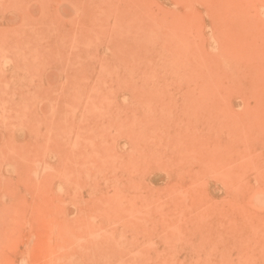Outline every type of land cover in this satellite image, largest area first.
<instances>
[{
	"label": "rangeland",
	"instance_id": "rangeland-1",
	"mask_svg": "<svg viewBox=\"0 0 264 264\" xmlns=\"http://www.w3.org/2000/svg\"><path fill=\"white\" fill-rule=\"evenodd\" d=\"M11 1L0 264H264V0Z\"/></svg>",
	"mask_w": 264,
	"mask_h": 264
},
{
	"label": "bare ground",
	"instance_id": "bare-ground-1",
	"mask_svg": "<svg viewBox=\"0 0 264 264\" xmlns=\"http://www.w3.org/2000/svg\"><path fill=\"white\" fill-rule=\"evenodd\" d=\"M12 1H13V0H12ZM12 1H11V2H12ZM38 1H39V0H38ZM112 1H113V0H112ZM116 1H117V0H116ZM116 1L114 0V2H116ZM120 1H121V0H120ZM11 2H10V3H11ZM22 2H24V1H22ZM36 2H37V1H36ZM110 2H111V0H110ZM14 3H15V2H14ZM24 3H25V2H24ZM16 4H17V3H16ZM20 4H21V2H20ZM20 4H19V5H20ZM104 4H105V3H104ZM22 5H23V4H22ZM24 5H25V4H24ZM101 5H102V4H101ZM101 5H100V6H101ZM108 5H109V4H108ZM116 5H117V4H116ZM41 6H42V5H41ZM83 6H84V5H83ZM96 6H97V5H96ZM17 7H18V5H17ZM101 7H102V6H101ZM93 8H94V7H93ZM18 9H19V8H18ZM43 10H44V9H43ZM86 10H87V9H86ZM95 10H96V9H95ZM97 10H98V9H97ZM47 11H48V10H47ZM114 11H116V10H114ZM114 11H113V12H114ZM118 11H119V10H118ZM84 12H85V11H84ZM106 12H107V10H106ZM111 12H112V11H111ZM113 12H112V13H113ZM20 13H21V12H20ZM45 13H46V12H45ZM96 13H97V12H96ZM120 13H121V12H120ZM83 14H84V13H83ZM25 15H26V14H25ZM96 15H97V14H96ZM120 15H121V14H120ZM115 17H116V16H115ZM25 18H26V17H25ZM27 18H28V16H27ZM79 20H80V19H79ZM119 20H120V19H119ZM123 20H124V19H123ZM138 20H139V19H138ZM183 20H184V19H183ZM38 21H39V20H38ZM98 21H99V20H98ZM126 21H127V20H126ZM95 22H96V21H95ZM120 22H121V20H120ZM42 23H43V22H42ZM96 23H97V22H96ZM114 23H115V22H114ZM178 23H179V22H178ZM118 24H119V23H118ZM120 24H121V23H120ZM123 24H124V23H123ZM123 24H122V26H123ZM180 24H181V22H180ZM95 25H96V24H95ZM95 25H94V27H95ZM97 25H98V23H97ZM107 25H108V24H107ZM130 25H131V24H130ZM146 25H148V24H146ZM103 27H104V26H103ZM118 27H119V26H118ZM134 27H136V26H134ZM95 28H96V27H95ZM132 28H133V27H132ZM19 29H20V28H19ZM122 29H123V28H122ZM149 29H151V28L149 27ZM128 30H129V29H128ZM33 31H34V30H33ZM95 31H96V29H95ZM121 31H122V30H121ZM130 31H131V30H130ZM147 31H148V30H147ZM249 31H250V30H249ZM19 32H20V31H19ZM21 32H22V30H21ZM34 32H36V31H34ZM142 32H143V31H142ZM132 33H133V32H132ZM144 33L147 34V32H144ZM248 33H249V32H248ZM21 34H22V33H21ZM23 34H24V33H23ZM23 34H22V35H23ZM44 34H45V33H44ZM44 34H43V35H44ZM51 34H52V33H51ZM58 34H59V33H58ZM105 34H106V33H105ZM118 34H119V33H118ZM121 34H122V33H121ZM137 34H140V33L137 32ZM148 34H150V33H148ZM148 34H147V35H148ZM93 35H94V34H93ZM119 35H120V34H119ZM147 35H146V36H147ZM155 35L157 36L158 33H156ZM3 36H4V34H3ZM18 36H19V35H18ZM41 36H42V35H41ZM45 36H46V35H45ZM130 36H131V35H130ZM136 36H137V35H136ZM139 36H140V35H139ZM158 36H159V35H158ZM104 37H105V36H104ZM113 37H114V36H113ZM125 37H126V36H125ZM131 37H132V36H131ZM149 37H150V35H149ZM149 37H147V38H149ZM160 37H161V36H160ZM1 38H3V37H1ZM119 38H120V37H119ZM169 38L172 40L171 36H170ZM26 39H27V38H26ZM31 39H32V38H31ZM96 39H97V38H96ZM139 39H142V37H141V38L139 37ZM152 39H153V40H152L153 42H151V43H152L153 45H156V44H157V41H158L159 39H157L154 35H152ZM166 39H167V38H166ZM15 40H16V39H15ZM44 40H45V39H44ZM49 40H50V39H49ZM126 40H127V39H126ZM132 40H133V39H132ZM23 41H24V40H23ZM29 41H30V38H29ZM37 41H38V40H35V42H37ZM42 41H43V39H42ZM118 41H119V40H118ZM121 41H122V40H121ZM138 41H139V40H138ZM146 41H147V40H146ZM18 42H19V41H18ZM30 42H31V41H30ZM39 42H40V41H38V43H39ZM147 42H148V41H147ZM158 42H159V41H158ZM170 42H172V41H170ZM21 43H22V42H21ZM32 43H33V42H32ZM88 43H89V42H88ZM88 43H87V44H88ZM136 43H137V42H136ZM143 43H144V41H143ZM14 44H15V43H14ZM39 44H40V43H39ZM138 44H139V43H138ZM65 45H66V44H65ZM117 45H118V44H117ZM128 45H129V44H128ZM145 45L147 46L148 43L146 44V42H145ZM153 45H152V46H153ZM159 45H160V44H159ZM186 45H188V44L186 43ZM16 46H17V45H16ZM30 46H31V45H30ZM171 46H172V44H171ZM23 47H24V46H23ZM25 47H26V46H25ZM37 47L39 48V46H37ZM40 47H41V46H40ZM153 47H154V46H153ZM167 47H168V46H167ZM189 47H190V46H188L187 48L185 47L184 49H185V50L187 49L186 51H188V50L190 49ZM18 48H19V47H18ZM20 48H21V47H20ZM42 48H43V47H42ZM131 48H133V47H131ZM159 48H160V47H159ZM161 48H162V47H161ZM170 48L172 49V47H170ZM188 48H189V49H188ZM22 49H23V48H22ZM22 49H21V50H22ZM126 49H127V48H126ZM128 49H129V48H128ZM149 49H150V47H149ZM149 49H148V50H149ZM166 49H167V48H166ZM173 49H174V48H173ZM176 49H177V48L175 47V50H176ZM10 50H11V49H10ZM38 50H40V49H38ZM41 50H42V49H41ZM41 50H40V51H41ZM45 50H46V49H45ZM58 50H59V49H58ZM116 50H117V49H116ZM154 50H155V49H154ZM178 50H179V47H178V49H177V52L174 51V53H176V54H174V55L172 54V52H168L167 50L163 51L162 56H163L164 63H166V68H167V69H168V68H171V67L173 66V65H172V62L176 63V62L178 61L177 58H176L177 55H178V54H177V53H178ZM180 50H181V49H180ZM180 50H179V52H180L179 54H181V51H180ZM27 51H30V50L27 49ZM33 51H34V49L31 50V52H33ZM40 51H39V52H40ZM52 51H53V50H52ZM131 51H132V50H131ZM161 51H162V50H161ZM171 51H172V50H171ZM186 51H183V52H186ZM124 52H125V51H124ZM153 52H154V51H153ZM153 52H152V53H153ZM189 52H190V51H189ZM189 52H188V53H189ZM253 52H254V51H253ZM14 53H15V52H14ZM43 53H44V52H43ZM86 53H87V52H86ZM158 53H159V52H158ZM158 53H157V54H158ZM28 54H30V53H28ZM34 54H35V53H34ZM61 54H62V53H61ZM118 54H119V53H118ZM123 54H124V53H123ZM125 54H126V53H125ZM133 54H134V52H133ZM183 54H184V53H183ZM20 55H22V54H20ZM39 55H40V54H39ZM41 55H42V54H41ZM62 55H63V54H62ZM30 56H31V55H30ZM32 56H33V55H32ZM56 56H57V55H56ZM118 56H119V55H118ZM122 56H123V55H122ZM159 56H160V55H159ZM162 56H160L159 59H162ZM175 56H176V57H175ZM180 56H181V55H180ZM34 57H35V56H34ZM124 57H125V56H124ZM130 57H131V56H130ZM138 57H139V56H138ZM183 57H185L184 59H186V57H189V56H188V55H186V56L183 55ZM15 58H17V57H15ZM125 58H126V57H125ZM136 58H137V55H136ZM181 58H182V57H181ZM257 58H258V57H257ZM62 59H63V58H62ZM62 59H61V60H62ZM64 59H65V58H64ZM68 59H69V58H68ZM137 59H138V58H137ZM143 59H144V57H143ZM184 59H183V60H184ZM188 59H189V58H188ZM0 60H1V59H0ZM14 60H15V59H14ZM16 60H17V59H16ZM39 60H40V58H39ZM94 60H95V59H94ZM131 60H132V58H131ZM155 60H156V59H155ZM163 60H161V61H163ZM175 60H177V61H175ZM183 60H182V61H183ZM45 61H46V60H45ZM134 61H135V60H134ZM152 61H153V60H152ZM63 62H64V61H63ZM87 62H88V61H87ZM89 62H90V61H89ZM92 62H93V61H92ZM154 62H155V61H154ZM158 62H159V61H158ZM187 62H188V61H187ZM187 62H186V63H187ZM261 62H262V61H261ZM21 63H22V62H21ZM40 63H41V62H40ZM85 63H86V62H85ZM129 63H130V62H129ZM177 63H178V62H177ZM177 63H176V64H177ZM179 63H180V62H179ZM179 63H178V64H179ZM72 64H74V63H72ZM75 64H76V63H75ZM75 64H74V65H75ZM117 64H118V61H117ZM125 64H126V63H125ZM136 64H137V63H136ZM136 64H135V62H134V66H135ZM143 64H144V63H143ZM143 64H142V65H143ZM160 64H161V63H160ZM184 64H185V63H184ZM40 65H41V64H40ZM105 65H107V64H105ZM111 65H112V64H111ZM182 65H183V64H180V67L177 68V69L180 70V72L183 73V75H184L185 78H187L189 74H187V68H186V67H188V66H190V65H187V64H185V65H183V66H182ZM186 65H187V66H186ZM27 66H28V65H27ZM32 66H33V65H32ZM37 66H38V64H37ZM64 66H66V65H64ZM94 66H95V65H94ZM128 66H129V65H127V66H125V67H128ZM132 66H133V65H132ZM134 66H133V67H134ZM159 66H160V65H159ZM185 66H186V67H185ZM260 66H261V65H260ZM33 67H34V66H33ZM33 67H32V68H33ZM38 67H39V66H38ZM43 67H44V66H43ZM70 67H71V66H70ZM81 67H82V66H81ZM125 67H124V68H125ZM148 67H149V66H148ZM148 67H147V68H148ZM150 67H151V66H150ZM150 67H149V68H150ZM152 67H153V66H152ZM253 67H254V66H253ZM261 67H262V66H261ZM30 68H31V67H30ZM34 68H35V67H34ZM114 68H115V67H114ZM128 68H129V67H128ZM128 68H125L126 71L129 70ZM143 68H144V66H143ZM147 68H146V69H147ZM23 69H24V68H23ZM79 69H80V68H79ZM81 69H82V68H81ZM100 69H101V68H100ZM106 69H107V68H106ZM125 69H124V70H125ZM150 69H151V68H150ZM152 69H154V68H152ZM189 69H190V68H189ZM34 70H35V69H34ZM34 70H33V71H34ZM77 70H78V69H77ZM115 70H116V69H115ZM130 70H132V69H130ZM26 71H27V70H26ZM35 71H36V70H35ZM62 71L65 72V71H64V68H63ZM112 71H113V70H112ZM136 71H139V69L137 68ZM147 71H148V70H147ZM189 71H190V70H189ZM258 71H259V70H258ZM95 72H96V70H95ZM101 72L104 73L105 71H104V72L101 71ZM120 72H121V71H120ZM124 72H125V71H124ZM32 73H33V72H32ZM43 73H44V72H43ZM125 73H126V72H125ZM129 73L131 74V72H129ZM153 73H155V70H154ZM192 73H193V72H192ZM18 74H19V73H18ZM27 74H28V73H27ZM38 74H39V73H38ZM69 74H70V73H69ZM99 74H100V73H99ZM112 74H113V73H112ZM112 74H111V75H112ZM116 74H117V73H116ZM120 74H121V73H120ZM134 74H135V73H134ZM140 74H141V73H140ZM149 74H150V72H149ZM31 75H32V74H31ZM113 75H115V74H113ZM126 75H127V74H126ZM135 75H137V74H135ZM195 75H196V74H195ZM256 75H258V74H256ZM32 76H33V75H32ZM66 76H67V75H66ZM70 76H71V75H70ZM103 76H104V75H103ZM103 76L101 75V77H103ZM150 76H152V77H149V78H154L155 75L153 76V74H152V75H150ZM189 76H190V75H189ZM38 77H39V79L41 78L40 76H38ZM42 77H43V76H42ZM72 77H73V76H72ZM74 77H76V76H74ZM78 77H79V76H78ZM99 77H100V75H99ZM105 77H106V76H105ZM105 77H104V78H105ZM108 77H109V76H108ZM108 77H107V78H108ZM127 77H128V76H127ZM127 77H126V78H127ZM257 77H258V76H257ZM25 78H26V77H25ZM107 78H105V79H107ZM110 78H112V77L110 76ZM118 78H119V77H118ZM132 78H133V77H132ZM140 78H142V77L140 76L139 79H140ZM191 78H193V77H191ZM263 78H264V77H263ZM67 79H68V78H67ZM79 79H80V78H79ZM82 79H83V78H82ZM105 79H104V80H105ZM108 79H109V78H108ZM134 79H135V78H134ZM134 79H133V82H134ZM40 80H42V79H40ZM80 80H81V79H80ZM117 80H118V79H117ZM146 80H147V79L143 80V82H144V81H145V83L148 82V80H147V81H146ZM149 80H150V79H149ZM151 80H152V79H151ZM262 80H263V79H262ZM29 81H30V80H29ZM125 81H126V79H125ZM127 81H128V79H127ZM189 81H190V80H189ZM101 82H102V80H101ZM111 82H112V81H111ZM190 82H191V81H190ZM11 83H12V81H11ZM75 83H76V82H75ZM78 83H79V82H78ZM126 83H127V82H126ZM168 83H170V82H167L166 84L168 85ZM203 83H204V82H203ZM15 84H16V83H15ZM39 84H40V86H41V83H39ZM121 84H122V83H121ZM121 84L118 86L119 88H121ZM131 84H132V83H131ZM135 84L138 85V83H136V81H135ZM135 84H134V85H135ZM71 85H72V84H71ZM74 85H76V84H74ZM95 85H96V84H95ZM98 85H99V84H98ZM103 85H104V84H103ZM140 85H141V88H143V87H142L143 85H142V84H140ZM140 85H138V86L140 87ZM217 85L219 86V84H217ZM67 86H68V85H67ZM72 86H73V85H72ZM72 86H71V87H72ZM81 86H82V85H81ZM81 86H79V87L81 88ZM124 86H125V84H124ZM144 86H146V85H144ZM195 86H196V85H195ZM215 86H216V85H215ZM32 87H33V86H32ZM83 87H84V86H83ZM102 87H103V86H102ZM127 87H128V86H127ZM134 87H135V86H134ZM209 87H210V86H209ZM17 88H18V87H17ZM76 88H77V87H76ZM84 88H85V87H84ZM128 88H129V87H128ZM128 88H127V89H128ZM130 88H131V87H130ZM161 88H162V87H161ZM85 89H86V88H85ZM106 89H108V87H107ZM110 89H111V88H110ZM208 89H209V88H208ZM8 90H9V89H8ZM37 90H38V89H37ZM70 90H71V89H70ZM111 90H112V89H111ZM163 90H164V89H163ZM78 91H79V90H78ZM98 91H99V90H98ZM103 91H104V90H103ZM138 91H140V88L138 89V87H137V92H138ZM142 91H143V90H142ZM14 92H15V91H14ZM86 92H87V91H86ZM115 92H117V91L114 90V93H115ZM133 92H134V91H133ZM258 92H259V91H258ZM10 93H11V92H10ZM81 93H82V92H81ZM103 93H104V92H103ZM109 93H110V91H109ZM64 94H65V93H64ZM71 94H72V93H71ZM75 94H76V92H75ZM75 94H74V95H75ZM78 94H79V93H78ZM82 94H83V93H82ZM94 94H95V93H93V95H94ZM138 94H139V93H138ZM256 94H257V93H256ZM14 95H15V94H14ZM17 95H18V94H17ZM97 95H98V94H97ZM105 95H106V94H105ZM109 95H111V94H109ZM258 95H259V93H258ZM258 95H257V97H258ZM7 96H8V95H7ZM11 96H13V95H11ZM65 96H67V95H65ZM65 96H64V97H65ZM94 96H95V95H94ZM107 96H108V95H107ZM29 97H30V96H29ZM81 97H82V96H81ZM103 97H104V96H103ZM255 97H256V96H255ZM257 97H256V99H257ZM27 98H28V97H27ZM72 98H73V97H72ZM74 98H75V97H74ZM109 98H110V96H109ZM0 99H1V98H0ZM7 99H8V98H7ZM15 99H16V98H15ZM87 99H88V98H87ZM29 100H30V99H29ZM59 100H60V99H59ZM117 100H118V99H117ZM2 101H3V100H2ZM27 101H28V99H27ZM30 101H31V100H30ZM15 102H16V101H15ZM22 102H23V101H22ZM103 102H104V101H103ZM27 103H28V102H27ZM107 103H108V102H107ZM116 103H118V102H116ZM25 104H26V103H25ZM29 104H30V103H29ZM118 105H119V103L117 104V106H118ZM52 106H53V104H52ZM112 106H113V105H112ZM119 106H120V105H119ZM37 107H38V106H37ZM37 107H36V108H37ZM90 107H91V105H90ZM52 108H53V107H52ZM100 108H101V107H100ZM110 108H111V107H110ZM103 109H104V108H103ZM108 110H109V108H108ZM111 110H112V109H111ZM111 110H110V112H111ZM117 111H118V110H117ZM120 111H121V110H120ZM54 112H55V111H54ZM104 112H105V111H104ZM112 112H113V111H112ZM52 113H53V112H52ZM58 113H59V112H58ZM96 113H97V112H96ZM56 114H57V111H56ZM59 114H60V113H59ZM62 114H63V113H62ZM120 114H121V113H120ZM103 115H104V114H103ZM62 117H63V116H62ZM113 117H114V116H113ZM63 118H64V117H63ZM112 119H113V118H112ZM133 119H135V118H133ZM253 119H255V118L253 117ZM60 121H61V120H60ZM63 121H64V120H63ZM63 121H62V123H63ZM65 122H66V121H65ZM65 122H64V123H65ZM137 122H138V121H137ZM119 124H120V123H119ZM73 125H74V124H73ZM121 125H122V123H121ZM73 127H75V126H73ZM73 127H72V128H73ZM70 128H71V126H70ZM234 128H235V127H234ZM151 131H152V130H151ZM146 134H147V133H146ZM152 138H153V137H152ZM94 150H95V149H94ZM98 152H99V151H98ZM90 154H91V153H90ZM88 155H89V153H88ZM92 156L94 157V155H92ZM118 202H119V201H118ZM116 203H117V202H116ZM117 204H119V203H117ZM116 210H117V209H116ZM117 211H118V210H117ZM118 212H119V211H118ZM119 213H120V212H119ZM85 214H87V213H85ZM91 214H92V213H91ZM122 214H123V213H122ZM115 215H117V214H115ZM86 216H87V215H86ZM118 216H119V215H118ZM118 216H117V217H118ZM120 216H121V215H120ZM92 217H93V216H92ZM115 218H116V217H115ZM91 219H92V218H91ZM91 219H90V220H91ZM119 219H120V218H119ZM121 219H122V218H121ZM81 221H82V219H81ZM122 221H123V220H122ZM84 222H86V221H84ZM88 222H89V221H88ZM85 224H86V223H85ZM85 224H84V225H85ZM91 224H92V223H91ZM86 228H87V227H86ZM131 229H132V228H131ZM97 230H98V229H97ZM131 231H133V230H131ZM112 234H113V233H112ZM112 236H114V238L111 237V236H109V241H110V238L115 239V235H112ZM113 239H111V240L113 241ZM95 240H96V239H95ZM117 240H118V242H119L120 244L122 243V241H121L120 238L117 239ZM106 241H108V240L106 239ZM109 241H108V242H109ZM90 242H91V241H90ZM97 242H98V241H97ZM137 242H138V241H137ZM92 244H93V243H92ZM96 245H97V244H96ZM108 245H109V244H108ZM116 245L118 246L119 244L116 243ZM121 245H122V244H121ZM103 246H104V245H103ZM103 246H102V247H103ZM119 246H120V245H119ZM119 249H120V248H119ZM122 249H124V248L122 247ZM109 258H110V257H109ZM132 262H133V260H132ZM118 264H123V263H122L121 261H119Z\"/></svg>",
	"mask_w": 264,
	"mask_h": 264
}]
</instances>
